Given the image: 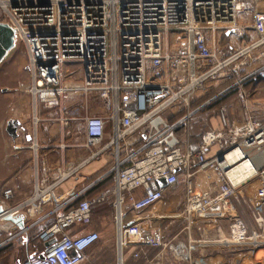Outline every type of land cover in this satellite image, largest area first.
Segmentation results:
<instances>
[{
  "label": "built area",
  "instance_id": "1",
  "mask_svg": "<svg viewBox=\"0 0 264 264\" xmlns=\"http://www.w3.org/2000/svg\"><path fill=\"white\" fill-rule=\"evenodd\" d=\"M248 11L251 26L242 24ZM0 22L25 45L31 73L25 90L32 97L35 124L42 121L40 110L54 114L62 131L60 150L76 145L88 151L55 167L45 164L39 172L42 148L36 135L31 190L17 203L13 188L1 191L0 233L14 232L9 239H15L38 230L42 249L23 264H81L101 238L84 228L93 223L95 208L108 202L119 236L118 264H125L127 228L137 226L166 190L182 183L180 217L188 232L201 218L225 213L233 228L228 242L251 249L252 260L242 264L264 263V231L250 234L234 203L241 190L249 193L246 185L254 180L260 181L258 196L264 198V120L258 116L264 105L250 101L247 87L264 77V0H0ZM75 64L83 66L80 74L70 71ZM151 69L157 73L153 82L148 81ZM77 74L82 81L69 80ZM232 89L242 104V120L221 133L206 132L198 151L186 148L197 115H217L228 124L230 103L212 105ZM171 108L174 115L166 119ZM79 123L76 131L85 142L69 143ZM213 146L218 152L209 157ZM237 151L241 156L236 154L235 161L249 160L244 179L231 176L234 163L228 156ZM110 152L113 167L110 163L97 178L93 175L84 192L60 194V187ZM197 174L211 183L209 189L193 181ZM106 179L112 186L92 194ZM163 179L166 187L158 185ZM20 215L24 230L6 220ZM44 220L48 223L40 230ZM158 229L150 225L143 233L157 236L153 246L171 250L178 264H196L199 248L218 244L190 235L188 243L171 244L156 234ZM133 256L139 258L140 251Z\"/></svg>",
  "mask_w": 264,
  "mask_h": 264
},
{
  "label": "crops",
  "instance_id": "2",
  "mask_svg": "<svg viewBox=\"0 0 264 264\" xmlns=\"http://www.w3.org/2000/svg\"><path fill=\"white\" fill-rule=\"evenodd\" d=\"M263 80L264 79H257L253 81L254 83L250 88L249 97L250 101L254 104L264 105ZM228 103H230V110L227 114L228 124L224 125L219 116L211 115V129L217 133H221L223 128L236 124L243 118L241 102L233 98V100ZM258 114V116H260L259 119L264 120V111L260 110ZM200 117L201 115H197L194 119V123L197 121L202 125ZM48 130L50 134L51 129ZM193 134L186 148L198 151L202 145L204 134H196L194 130ZM38 140L39 143L41 142L40 145L42 148L38 167L39 172L43 170L45 164L55 167L65 160H73L88 154V151L84 147L76 145L66 151H61L58 147L60 140L52 145L49 140L41 134L38 135ZM13 141L20 147L25 143L20 140L13 139ZM74 142L82 145L85 142L84 135L82 134L78 138L69 141V143ZM19 146H17V148H19ZM217 152V147L213 146L208 156L211 157ZM97 161L87 166L79 176L60 187V194L64 195L69 190L84 192L89 187L90 178L111 163L109 153ZM20 165L21 158L17 155L7 157V160H3L0 165V178L2 180L14 178L13 182L17 185V188L11 185L9 186L13 188L16 193L15 203L24 199L27 193L22 194L20 191L22 190L21 187L22 185H29L30 181L33 182L36 173L35 168L32 170L27 168L22 171V168L19 167ZM193 181L204 190L209 189L211 186V183L209 181L206 182L200 174L195 175ZM246 186L247 189H249V193L241 190L237 198L234 199L236 211L250 234L262 232L264 231V198L258 196L260 181H251ZM185 191V183L180 184L175 190H166L162 201L157 206H153L145 211L140 218V222L137 223V226L127 228V241L130 248L126 250L124 254L125 264H178L171 250L153 246V243L157 240V236L143 233L145 231L146 233L148 232L150 225H159L156 234L164 236L166 241L171 244H177L178 242L188 243L189 235L195 240L205 238V240L217 242L218 244L216 245L211 244L199 248L195 254L196 264H242L250 262L252 258L251 249H249V247L234 246L228 242L231 240L233 228L231 220L225 213L201 218L192 225L190 232L185 229V222L180 217L185 206ZM103 207H105V205L95 208V210ZM95 210L93 214V223L91 226L84 229L86 231L93 230L99 232L101 238L98 243L86 251V260L81 264H118L120 244L117 227L116 225H114L115 229L106 227L102 223L96 221ZM51 211L52 206H48L46 212L50 214ZM47 223L48 222L44 220L40 230H42ZM27 225H30V222H28ZM71 232L72 230L70 233ZM34 233H38V230ZM34 233L29 235L30 238H28V241L35 240ZM135 251H140L141 256L139 258H134L133 253ZM1 256L0 264H3L6 257H3V254ZM226 257L229 261L225 259ZM9 259V264H23V261L18 260L16 256L9 257Z\"/></svg>",
  "mask_w": 264,
  "mask_h": 264
},
{
  "label": "rangeland",
  "instance_id": "3",
  "mask_svg": "<svg viewBox=\"0 0 264 264\" xmlns=\"http://www.w3.org/2000/svg\"><path fill=\"white\" fill-rule=\"evenodd\" d=\"M243 14L242 24L251 26L252 12L248 11L244 12ZM227 42H229V40ZM231 43L235 47L238 46L236 38H233ZM69 68L71 72H77L78 74H80V72L83 70V66L81 64L70 65ZM78 74L71 76L69 80L82 81L83 78H81ZM155 75H157V73L154 69L149 70L148 81L153 82L155 80ZM30 82L31 73L27 64V51L24 43L18 41L16 48L0 65V165L3 160H7V157H13L17 155L19 158H21V165L19 167L22 168V171L27 168L30 170L35 168L34 161L36 154L32 149V145L36 135H43L47 140H49L50 144L53 145L57 143L58 140H60V135L62 134L61 128L58 126L57 122H55V115L45 112L44 110H40L41 114L39 118L42 121H40L37 125L35 124L36 122L34 120V105L32 97L28 95L25 90ZM199 96H201L200 98L202 99L204 94L201 93ZM92 98V115H95L97 111V102L94 101V96H92ZM201 99L197 100L195 104L201 101ZM173 115V108L164 113V117L166 119L172 118ZM211 117V115L201 116L200 120H202V125L196 121L193 126L194 132L196 134L203 135L210 131ZM10 121H16L18 124L19 135L18 138L14 140L24 141L25 143L21 147L17 145V143L13 141V138L7 133L6 128ZM77 127H80V123L74 125L73 132L75 138L79 137L76 131ZM48 129H51L50 134ZM28 137L31 139L28 140ZM110 138V133L106 134L104 143H106ZM17 146H19V148H17ZM135 149H137V147H135ZM109 156L111 161H113L111 152L109 153ZM110 166L113 167V163H111ZM13 181L14 178H7L4 180L0 178V193L4 188L9 187L10 185L14 188H17L16 183ZM32 184L33 182L30 181L29 185H22V190H20L21 193H28L31 190ZM107 204L108 205L105 204V207L95 210V219L104 226L115 229L114 209L111 203L109 204L108 202ZM158 204L159 203H157L155 206ZM13 233L14 232H12L11 235H13ZM11 235L5 232L0 233V257H2V254L3 257H6V259L3 261V264H9V257L14 256L24 263L29 256L39 253L42 249L41 245L36 239L37 236L36 238L34 236L36 241L34 244V240L28 241L30 236L9 239L11 238Z\"/></svg>",
  "mask_w": 264,
  "mask_h": 264
},
{
  "label": "water",
  "instance_id": "4",
  "mask_svg": "<svg viewBox=\"0 0 264 264\" xmlns=\"http://www.w3.org/2000/svg\"><path fill=\"white\" fill-rule=\"evenodd\" d=\"M17 38L13 28H11L8 24H4L0 22V65L4 62L7 56L16 48ZM7 133L13 138H18V124L16 121H10L7 125ZM158 185L161 187H166V181L160 180L158 181ZM3 212V208L0 206V213ZM7 221L12 222L16 225V227L20 230L26 229L25 219L22 215L12 217L9 216ZM47 247L49 245H46Z\"/></svg>",
  "mask_w": 264,
  "mask_h": 264
},
{
  "label": "trees",
  "instance_id": "5",
  "mask_svg": "<svg viewBox=\"0 0 264 264\" xmlns=\"http://www.w3.org/2000/svg\"><path fill=\"white\" fill-rule=\"evenodd\" d=\"M227 85H229V84H227ZM226 85V86H227ZM253 85V83L252 84H248V88H250L251 86ZM236 97V90H234V89H232L226 96H223L222 98H220L219 100H217V102H215L214 103V105H212V107L213 108H216V107H220L221 105H224V104H226V103H228V102H230V101H232L233 100V98H235ZM208 98V97H207ZM206 98H204L203 100H205ZM103 171H100V172H98L95 176H94V178H97L101 173H102ZM112 186V180L111 179H106V180H104L103 182H101L100 184H98V186H96L94 189H93V192H92V194H97V193H99V192H101V191H103V190H106V189H108V188H110ZM34 232H36V230L34 231ZM33 232V233H34ZM32 233V234H33ZM38 233H34V236H35V238H36V236H38L37 235ZM35 240H34V244H35Z\"/></svg>",
  "mask_w": 264,
  "mask_h": 264
},
{
  "label": "bare ground",
  "instance_id": "6",
  "mask_svg": "<svg viewBox=\"0 0 264 264\" xmlns=\"http://www.w3.org/2000/svg\"><path fill=\"white\" fill-rule=\"evenodd\" d=\"M238 154V158L241 156V152L237 151L233 154H229L228 158L231 159V162L234 163V168L231 172V176H237L239 179H244L247 176V166L249 164V160H237L235 161L234 156Z\"/></svg>",
  "mask_w": 264,
  "mask_h": 264
}]
</instances>
